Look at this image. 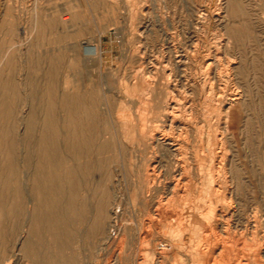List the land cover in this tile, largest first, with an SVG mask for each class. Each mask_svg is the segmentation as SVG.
Here are the masks:
<instances>
[{
  "label": "rangeland",
  "instance_id": "1",
  "mask_svg": "<svg viewBox=\"0 0 264 264\" xmlns=\"http://www.w3.org/2000/svg\"><path fill=\"white\" fill-rule=\"evenodd\" d=\"M9 4L26 22L35 23L38 14L55 7L71 17L62 41L65 70L70 79L83 84L78 90L82 97L91 93L94 100H83L71 121L74 127L83 124L85 129L77 127V132L88 138L84 148L73 137L68 146L73 172L67 184L76 209L68 220L57 213L29 215L32 202L28 197L34 196L35 189L31 190L27 173L34 169V160L26 157L34 152L39 124L25 133V118L5 122L16 134L0 137V264H264V0H0V25ZM77 40L100 43L101 60L75 59ZM43 47L50 49L52 44ZM170 48L186 53L184 61L169 57ZM209 52L217 55L211 67L207 66ZM154 54L167 66L148 67L157 79L153 89L157 100L147 105L146 116L163 111L168 93L184 100L181 110L191 123L187 149L198 156L193 163L201 173L195 176L199 184L194 194L189 187L184 195H174L169 173L158 187L148 190L144 176L149 157L158 158L159 168L167 172L172 154L163 146L147 150L122 142L123 122L130 111L137 113L142 106L137 102L129 107L127 89L132 90L142 65ZM169 67L175 84L167 81ZM147 85L139 79L137 92ZM220 87L222 95L217 93ZM236 88L243 96L232 110L226 101ZM20 103L22 114L28 104ZM61 117L49 122L47 139L56 156L51 153L54 161L42 167L53 172L57 201L53 206L46 195L47 176H39L42 211H58L62 204L65 162L60 155L67 143ZM225 128L228 149L223 166L234 189L236 211L228 232L215 222L224 192L221 186L217 190L223 170L218 171L222 164L215 160L213 148L217 133ZM131 136L129 140L134 141ZM107 140L109 147L102 148ZM107 192L111 197L107 221L118 223L120 229L119 238L110 244L105 243L107 232L101 227L106 215L98 210ZM160 199L170 209L182 211L183 224L157 214ZM251 213L257 215V227L244 225ZM228 237L227 251L211 249L213 241ZM162 247L164 257L158 252Z\"/></svg>",
  "mask_w": 264,
  "mask_h": 264
},
{
  "label": "bare ground",
  "instance_id": "2",
  "mask_svg": "<svg viewBox=\"0 0 264 264\" xmlns=\"http://www.w3.org/2000/svg\"><path fill=\"white\" fill-rule=\"evenodd\" d=\"M12 9L13 6L9 4L3 15L2 24L0 25V32L2 33V43L0 44V137L16 134L13 126L5 124L6 121L11 119L25 118L27 123L25 133L34 128L35 124H39L40 132L39 137L34 143V152L29 151L26 157L27 161L31 159L34 160V169L32 172L27 173V177L32 180L31 190L35 189L34 196L27 192V194H29L28 200L32 202L28 213L31 216L57 213L68 220V216H74L73 213L76 211L73 205L74 198L70 195L67 184L73 172L72 167L69 165L68 146L71 142L70 139L73 137L76 138V140L81 143V147L84 148L88 138L84 132H80V134L77 132V127L78 129H85L83 124L82 126L74 127L71 125V121L73 120L72 117L76 109L80 110V107L83 105V100L86 99V101L92 102L94 100L93 95L89 93L82 97V94H80L78 90H80L83 84L80 81H73L70 79L65 70L66 53L62 41L64 39V34L71 25V17L67 14H63L61 8L55 7L49 9L44 14H38L35 23L31 21L26 22L22 18H18L11 11ZM45 43L52 44V47H50V49L44 48L43 46ZM74 50V57L77 60L97 63L102 58V46L100 43L77 40ZM169 52V57H174L178 62H183L186 58V53L179 52L178 49L170 48ZM166 55L167 54H163L162 56L165 57ZM214 57L217 58V55L213 56L211 52L208 53V67H211L213 63L212 60L215 59ZM149 66H151L152 69H158L160 67L165 68L167 65L164 63V59L154 54L150 61L142 65V73L136 75L137 80L134 81L132 90L130 91V88L127 89V92H129L127 98L129 107H133L137 102L142 104V106L140 105V109H138L137 113H134L133 110L128 113V120L123 122L124 130L122 133V142H131L130 144L134 143L140 149L143 148L147 150L149 148L154 149L155 147L163 146L172 154V167L167 172L165 169L159 168L158 158H155V156L149 157L151 162L148 164L149 167H147L144 176V185L148 190H153L158 187L162 180L167 178L166 173H169L171 175V191L174 195H184V192H186L189 187L194 194V190L198 188L199 184L197 180L199 178H195V176L201 173L198 166L193 163L194 158L197 159L198 156L196 157L195 154H190L187 149L188 140L186 135L191 127V123L190 120L183 115L181 110L184 100L182 101L180 98H175L172 93H168L164 99L165 106L163 111L161 110L159 114H154L153 117L148 118L146 116V109H148L147 105L150 104L153 99L157 100L156 97H153V89L157 84V79L155 76L151 77V70L148 69ZM165 73L167 81L175 84V81L171 79L174 76L173 69L169 67L166 69ZM139 79H145L148 83L147 88L143 89L142 92H137L136 86ZM212 87L214 86L212 85L211 88ZM223 87L218 89L217 93L219 95H222V91H224ZM173 89L174 87L171 88V90ZM242 96L243 92L241 89L236 88L232 90V92L228 94L226 107L236 110L239 107ZM20 102L28 104L27 110H22V114H19ZM58 115L62 116L61 119L65 126L64 134L67 143L65 144L62 156L60 155L62 161L65 162V167H62L61 171L62 176L60 185H62V187L59 195V200L62 201V204L58 211L53 208L42 211L41 200H43V190L39 183V176L43 175L45 179L47 176L49 180V192L46 195L51 200V203H53V206L57 201L55 196L57 185L56 181H54L53 172H51V169L45 172L42 170V167L44 162H53L55 159L53 155L56 156V152H54L49 145L47 132L49 122H51V120H57ZM76 121V123L81 122L79 119H76ZM90 123L95 124V119ZM226 130V128L219 130L216 137V145L213 149L215 151V160L222 164L220 165L221 167L218 165V171H220L221 168L223 170L221 184L219 183L217 190H219L221 186L222 192H224L220 217H218L215 222L217 226L224 228L228 232L231 221L236 215V211L232 201L234 189L228 179L226 168L223 166L226 162L228 149L226 144ZM130 133H132L130 138L135 139L134 141L131 139L129 140ZM109 145L110 142L108 140L101 143L102 148H107ZM51 153L53 155H51ZM11 161L13 162L12 158L10 162ZM21 188L26 190L27 187L25 184H21ZM110 201V193L107 192L105 197L100 200L98 208L101 215H106V221L101 225L104 232H107L106 244L114 243L117 238H119L120 233L118 223L112 224L107 221V216H109L110 213V208L108 206ZM158 205V215H166L168 221L171 223H184L181 210L170 209L166 204H163L162 199L158 201ZM210 207L212 208V201ZM15 210L17 212L20 210L18 201L15 205ZM79 211L83 213V210ZM258 223L259 220L256 213H251L247 216L246 224L244 225L247 227L249 225L251 227H257ZM112 225L114 226L110 229ZM211 229H213V227ZM161 230V228L156 226V231L162 235L163 233ZM150 241L151 238H148L147 243ZM213 242L211 249L214 251L219 248H224L226 250L231 245L229 237L224 238L223 241H218L216 239ZM24 249L27 252L30 250L28 247H24ZM49 250L50 249H47L45 252ZM165 250V247H162L158 251L160 257L166 256ZM5 264L11 263L5 262Z\"/></svg>",
  "mask_w": 264,
  "mask_h": 264
}]
</instances>
